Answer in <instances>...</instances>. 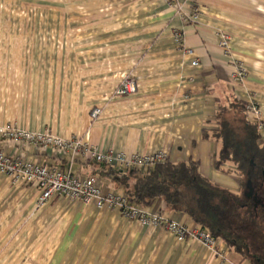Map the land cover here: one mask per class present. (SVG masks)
Here are the masks:
<instances>
[{
  "label": "crops",
  "instance_id": "1",
  "mask_svg": "<svg viewBox=\"0 0 264 264\" xmlns=\"http://www.w3.org/2000/svg\"><path fill=\"white\" fill-rule=\"evenodd\" d=\"M193 4L201 13L197 24L184 23L164 0H0V128L81 137L105 153L163 152L170 163L197 164L211 184L241 195L244 177L230 161L222 163L217 134L226 120L243 128L245 111L237 107L254 101L264 147V0H191L183 13ZM219 32L231 38L230 57L218 47ZM232 61L245 66L240 85L231 82ZM128 78L137 92L118 96ZM95 108L102 115L92 121ZM0 150L95 178L104 195L125 194L133 184L118 164L23 147L2 136ZM39 195L35 185L0 173V264H254L222 240L208 250L127 221L113 208L66 198L39 206ZM145 210L199 227L162 200Z\"/></svg>",
  "mask_w": 264,
  "mask_h": 264
},
{
  "label": "trees",
  "instance_id": "2",
  "mask_svg": "<svg viewBox=\"0 0 264 264\" xmlns=\"http://www.w3.org/2000/svg\"><path fill=\"white\" fill-rule=\"evenodd\" d=\"M244 108L245 104L237 107L240 113ZM239 122L243 128L222 122L217 136L224 141L222 163L230 161L244 177L241 195L211 184L200 175L197 164L169 161L127 170L124 180L133 184H126L124 195L132 205L144 209L162 200L170 210L189 215L199 230L224 241L244 259L264 264V147L259 144V126L245 114ZM249 181L254 188L252 198L246 196Z\"/></svg>",
  "mask_w": 264,
  "mask_h": 264
},
{
  "label": "built area",
  "instance_id": "3",
  "mask_svg": "<svg viewBox=\"0 0 264 264\" xmlns=\"http://www.w3.org/2000/svg\"><path fill=\"white\" fill-rule=\"evenodd\" d=\"M167 4L177 7L184 23L197 24L201 19L199 8L193 4L194 10L189 14H184V4L191 0H164ZM218 47L225 57L231 56V38L224 32L218 33ZM174 39L179 45L183 44V35L174 33ZM191 53V51H188ZM193 67L199 65L198 60L192 63ZM230 65V79L235 85L242 84L247 72L244 64L232 61ZM136 82L128 78L118 90V96H127L137 92ZM246 116L259 123L262 128V117L259 106L254 101H249L244 108ZM102 115L100 108H95L90 113L92 121L97 120ZM0 136L5 141H13L16 145L23 147L34 146L40 150H53L58 154L70 153L74 158L82 156L101 165L118 164L126 170L132 168H146L168 161V155L163 152L147 155L131 154L123 152L116 153L113 150L103 152L99 146L90 145L81 137L63 139L51 133H35L26 130H19L14 127L0 128ZM0 173L8 175L17 184L35 185L40 195L38 205L43 206L55 198H66L80 201L84 205H95L99 208L104 206L118 210L121 217L127 221L138 222L143 227H158L174 235L179 241L186 239L201 244L208 250H215L218 241L208 232L199 229H190L174 221H169L161 217L158 213H150L145 209L134 206L129 198L122 194L109 193L104 195L102 188L95 178H85L73 172L71 169L54 168L47 165L34 164L12 158L4 151L0 150ZM223 256V255H222Z\"/></svg>",
  "mask_w": 264,
  "mask_h": 264
},
{
  "label": "water",
  "instance_id": "4",
  "mask_svg": "<svg viewBox=\"0 0 264 264\" xmlns=\"http://www.w3.org/2000/svg\"><path fill=\"white\" fill-rule=\"evenodd\" d=\"M264 175V172H263ZM254 195V188L251 186V182H248V193L246 194L247 197H252Z\"/></svg>",
  "mask_w": 264,
  "mask_h": 264
}]
</instances>
